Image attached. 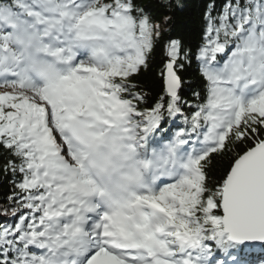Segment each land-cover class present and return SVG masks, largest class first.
Returning a JSON list of instances; mask_svg holds the SVG:
<instances>
[{
  "label": "snow or ice",
  "instance_id": "snow-or-ice-1",
  "mask_svg": "<svg viewBox=\"0 0 264 264\" xmlns=\"http://www.w3.org/2000/svg\"><path fill=\"white\" fill-rule=\"evenodd\" d=\"M157 3L0 0V264H264V0Z\"/></svg>",
  "mask_w": 264,
  "mask_h": 264
},
{
  "label": "trees",
  "instance_id": "trees-1",
  "mask_svg": "<svg viewBox=\"0 0 264 264\" xmlns=\"http://www.w3.org/2000/svg\"><path fill=\"white\" fill-rule=\"evenodd\" d=\"M144 2L152 3L154 7L158 6L157 0H144ZM212 2H215L217 8H219L223 0H164V3L169 5L168 9L166 12L161 9L159 14H166L172 17L171 25H164L166 29L174 25V31L179 34L187 26L188 29L195 30L198 33L203 25V15L207 5ZM161 57L162 53L160 49H157L152 54L149 66L133 77V82L138 85L135 91L142 90L145 93V99L140 102L141 108L153 107L163 93V84L160 77L162 69ZM194 68L195 65L183 73L185 84L181 95L187 100L192 99V91L190 89L198 91L202 84L198 73L193 71ZM222 159L219 155L212 157L210 175L216 176L219 174L223 167ZM11 181L12 177L10 175L0 172V210L7 205L5 198L11 194Z\"/></svg>",
  "mask_w": 264,
  "mask_h": 264
}]
</instances>
